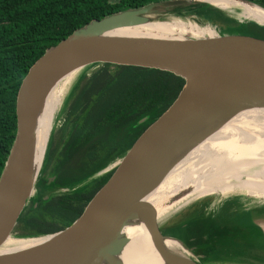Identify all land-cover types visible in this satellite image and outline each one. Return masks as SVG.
I'll return each instance as SVG.
<instances>
[{
  "label": "water",
  "instance_id": "1",
  "mask_svg": "<svg viewBox=\"0 0 264 264\" xmlns=\"http://www.w3.org/2000/svg\"><path fill=\"white\" fill-rule=\"evenodd\" d=\"M238 1L264 11L252 2ZM203 8L223 13L204 0H153L138 8H126L74 30L31 65L19 89L14 137L0 173V248L8 237L44 239L18 251H0V264H121L116 257L127 243L121 231L138 216L142 218L151 247L165 264H204L230 258L250 260L239 255L225 258L226 255L221 254V259H212L213 234L220 236L222 232L191 221L194 216L180 223L173 235L163 233L154 209L145 198L189 150L229 119L245 110L264 109V42L246 35L182 40L108 36L118 29L182 19L185 13ZM231 20L230 24H245ZM105 63L167 71L183 79L187 86L174 106L121 158L95 175L112 170L104 185L69 226L50 235L17 237L15 228L42 180L40 172L51 133L55 131L54 122L36 172L32 122L38 108L60 79L78 71L61 105L64 113L65 101L79 76L92 65ZM112 165L113 168L108 169ZM63 191L66 189L60 190ZM175 198L165 203L171 205ZM206 216L213 218L210 214ZM164 240L174 241L186 250L193 248L187 246L189 243H196L192 246L199 248V260L169 252L163 247Z\"/></svg>",
  "mask_w": 264,
  "mask_h": 264
},
{
  "label": "trees",
  "instance_id": "2",
  "mask_svg": "<svg viewBox=\"0 0 264 264\" xmlns=\"http://www.w3.org/2000/svg\"><path fill=\"white\" fill-rule=\"evenodd\" d=\"M151 1L0 0V173L14 137L19 89L31 65L48 48L90 21ZM245 1L264 9V0ZM206 10L193 12L209 22L225 24L218 29L219 33L240 29L241 35L264 42V28L252 23L230 24L223 18L211 20ZM186 86L183 79L172 73L135 65L105 63L84 71L65 101L64 122L58 131L49 176L39 180L35 196L19 218L15 235L45 236L69 226L112 170L95 175L121 158L165 115ZM263 175L264 165L239 180ZM63 189L66 192H60ZM230 193L234 192L222 189L214 194ZM44 196L47 198L43 199ZM228 201L233 210L224 209L223 214L208 216L202 222L212 229L217 217L219 226L215 228L222 232L220 236L213 234L215 249L211 258L239 255L264 264V239L251 222V213L264 214V206L242 209L238 199ZM190 220L200 222L196 215Z\"/></svg>",
  "mask_w": 264,
  "mask_h": 264
},
{
  "label": "bare ground",
  "instance_id": "3",
  "mask_svg": "<svg viewBox=\"0 0 264 264\" xmlns=\"http://www.w3.org/2000/svg\"><path fill=\"white\" fill-rule=\"evenodd\" d=\"M204 2L214 8H221L241 22L264 26V11L258 7L238 0ZM203 29V32L188 31L172 22H160L118 29L108 36L124 39L182 40V34H189L191 38H215L214 33L210 32L211 29L208 27ZM78 75V71L72 72L60 79L51 88L33 118V167L36 172L43 159L55 115L59 111L60 99L70 89ZM263 165L264 109L245 110L189 150L171 168L157 188L145 198V202L154 209L156 222L159 223L191 201L222 189L264 200V175L255 179L239 180L244 174ZM174 197H176L174 203L167 204ZM144 232L140 216L123 227L121 235L127 239V243L116 257L121 264H165L151 247L150 240L142 237ZM42 239L44 238L8 237L0 251L2 253L18 251ZM163 247L174 254L186 256L183 248L174 241L164 240Z\"/></svg>",
  "mask_w": 264,
  "mask_h": 264
},
{
  "label": "rangeland",
  "instance_id": "4",
  "mask_svg": "<svg viewBox=\"0 0 264 264\" xmlns=\"http://www.w3.org/2000/svg\"><path fill=\"white\" fill-rule=\"evenodd\" d=\"M207 8H209V7H207ZM217 9L221 10V8H218V7H217ZM221 11L224 14L221 12H218L216 10L211 11L210 9H207L206 15H208L211 20L223 18V19L228 20L229 22H232L231 19H234L236 21H240L239 19H236L235 17L231 16L229 13H227L223 10H221ZM183 13H185V12H183ZM177 20H179V21H177ZM168 21L175 23L178 26L185 28L188 31L203 32L204 31L203 28L208 27L209 29H211L210 32L214 33L215 38L222 37V36L224 37L225 35L234 36V35H241L242 34V30H240V29H233L230 31H225L224 34H222V33L217 34V32H218L217 28H222L225 26V24H223L221 22H213V23H212V21L209 22L207 20L202 19L200 16L196 15L194 12L191 14L185 13L183 15L182 19H170ZM182 36H183V38H188L189 34H184V35L182 34ZM68 91H69V89H68ZM67 92L61 97L60 103L58 105L59 111L55 115V121H54L55 122L54 123L55 131H52V133H51L49 147L47 150L45 162L43 164V167H42V170H41L40 176H39L41 179L48 178L49 172L51 170V164H52L53 158L55 156V148H56L58 137H59L58 131L64 122V113H62V109H60V108H61V105H62L64 99H65ZM111 168H113V165L110 166L108 169H111ZM63 192H65V191H63ZM238 194L239 193H230V194H224V195L211 194V195L201 197L199 199H195V200L191 201L190 203H188L187 205H185L180 210H178L177 212L169 215L167 218L160 221L158 223V225L160 226V229L162 230L163 233L173 235L177 226H179L180 223L184 222L188 218V214L191 211H193L195 209L204 208L205 213L212 215V217L214 218L218 208L221 205V203L224 202L226 199H236V200L238 199L239 204H241V208H243V209H245V208L246 209H252L254 207L264 206V200L254 199L251 197L244 196L243 194H239V195ZM254 215L255 214H252V217L254 219H256L257 223H259L264 230V217H263V215H255V216ZM165 238H169V237L166 236ZM192 245H197V244L196 243L195 244L189 243L187 246L193 247V248L192 249L187 248V250H186L183 247V249L185 250V252L188 256H190L193 259L199 260V258L197 257V255H200L199 248L198 247L196 248V246H192ZM201 263H203V262H201ZM204 264H256V263H253V261L250 262V260H244V259H239L238 261H234V259L230 258V259H224V260H219V261H212V263L206 262Z\"/></svg>",
  "mask_w": 264,
  "mask_h": 264
},
{
  "label": "crops",
  "instance_id": "5",
  "mask_svg": "<svg viewBox=\"0 0 264 264\" xmlns=\"http://www.w3.org/2000/svg\"><path fill=\"white\" fill-rule=\"evenodd\" d=\"M228 203H229L228 200H226L225 202H223L222 207H221V208L219 209V211H218V213H220V215H221V213H222V214L224 213V209H228L229 212H230L231 210H233V208H231V207H229V205H227ZM203 211H204V210H203ZM203 211H201V208H200V211H199V209H195V210L191 211V212L188 214V218L196 215V216H199V218H200V222H204L203 220L206 219V218H208V217L206 216V213L203 212ZM252 214H254V213H251V222H252V224H253L255 227H257V228L259 229V231L261 232L262 237H263V239H264V230H263L262 226H261L259 223H257L256 219H254V218L252 217ZM255 215H257V214H255ZM255 215H254V216H255ZM216 226H219V223H217V217H216V220L214 221V229H215Z\"/></svg>",
  "mask_w": 264,
  "mask_h": 264
},
{
  "label": "flooded vegetation",
  "instance_id": "6",
  "mask_svg": "<svg viewBox=\"0 0 264 264\" xmlns=\"http://www.w3.org/2000/svg\"><path fill=\"white\" fill-rule=\"evenodd\" d=\"M146 235H147V232L145 231L144 234L142 235V237L145 238V239H149V237L146 236Z\"/></svg>",
  "mask_w": 264,
  "mask_h": 264
}]
</instances>
